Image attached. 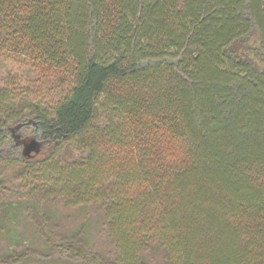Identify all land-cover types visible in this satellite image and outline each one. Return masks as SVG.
<instances>
[{"label": "trees", "instance_id": "1", "mask_svg": "<svg viewBox=\"0 0 264 264\" xmlns=\"http://www.w3.org/2000/svg\"><path fill=\"white\" fill-rule=\"evenodd\" d=\"M7 53L69 86L50 103L0 89V168L99 207L112 253L54 240L45 215L0 264H264V0H0Z\"/></svg>", "mask_w": 264, "mask_h": 264}, {"label": "rangeland", "instance_id": "2", "mask_svg": "<svg viewBox=\"0 0 264 264\" xmlns=\"http://www.w3.org/2000/svg\"><path fill=\"white\" fill-rule=\"evenodd\" d=\"M68 86L64 73L47 75L43 80L25 58L8 53L0 56V89H9L21 97L25 95L29 101L50 103ZM15 135L23 144L31 139L39 142L37 137L26 138L29 134L23 130H17ZM39 152L40 148L37 152L30 153V157L39 155ZM73 158L74 156L66 151L57 164L64 166ZM33 185L26 183L25 172L21 169L0 168V213L3 205L13 204L10 220L0 222V257L27 246L36 247L40 239L36 228L45 215L50 221L49 226L47 225L48 233L45 232L54 240L73 233L88 243L94 251L105 256L111 255L112 247L104 229L103 211L99 207L69 208L58 198L50 200L42 198L38 193H32ZM37 201L48 202L37 204ZM155 258L153 260L157 263L160 257L156 255ZM24 264L48 263L30 260Z\"/></svg>", "mask_w": 264, "mask_h": 264}, {"label": "water", "instance_id": "3", "mask_svg": "<svg viewBox=\"0 0 264 264\" xmlns=\"http://www.w3.org/2000/svg\"><path fill=\"white\" fill-rule=\"evenodd\" d=\"M22 154L25 157H30V153L37 152L40 148V143L34 139H31L28 143H22Z\"/></svg>", "mask_w": 264, "mask_h": 264}]
</instances>
